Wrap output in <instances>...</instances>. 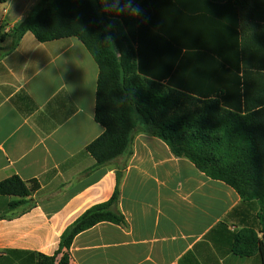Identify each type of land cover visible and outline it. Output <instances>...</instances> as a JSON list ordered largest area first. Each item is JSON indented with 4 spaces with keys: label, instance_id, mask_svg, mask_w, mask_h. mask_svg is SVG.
Returning a JSON list of instances; mask_svg holds the SVG:
<instances>
[{
    "label": "crops",
    "instance_id": "obj_1",
    "mask_svg": "<svg viewBox=\"0 0 264 264\" xmlns=\"http://www.w3.org/2000/svg\"><path fill=\"white\" fill-rule=\"evenodd\" d=\"M40 1L0 0V181L17 175L40 185L32 209H12L16 198L0 196V264L55 255L65 230L112 198L119 170L114 211L124 222L80 233L69 264H264L258 201H244L153 135L139 132L129 157L93 170L86 149L105 131L95 121L96 61L75 37L42 43L27 32L12 50L4 38ZM241 2L244 10L235 0H138L146 67L163 77L165 54L177 53L163 79L178 69V83L196 84L202 96L224 91L233 107L242 45L252 67L264 56V0Z\"/></svg>",
    "mask_w": 264,
    "mask_h": 264
},
{
    "label": "trees",
    "instance_id": "obj_2",
    "mask_svg": "<svg viewBox=\"0 0 264 264\" xmlns=\"http://www.w3.org/2000/svg\"><path fill=\"white\" fill-rule=\"evenodd\" d=\"M241 1L235 0V5L244 10L248 5ZM135 23L134 16L106 11L103 0H41L4 38L12 39V50L27 32L42 43L75 37L96 61L95 121L105 131L86 149L95 160L93 170L129 157L139 132L151 134L173 156L224 182L244 201H258L264 238V56L261 66L254 68L242 45L232 64L238 84L233 103L239 106L230 107L224 91L202 96L196 84L178 83V69L175 79H163L173 71L177 53L165 54L168 67L163 77L160 70L147 68ZM122 174L117 172V187L109 201L93 206L65 230L55 255L30 253L36 264H69L71 246L80 233L102 222H124L114 211ZM39 188L37 181L25 182L13 175L0 181V196L16 198L9 204L12 209H32L35 203L29 198ZM259 243L264 259V243Z\"/></svg>",
    "mask_w": 264,
    "mask_h": 264
},
{
    "label": "clouds",
    "instance_id": "obj_3",
    "mask_svg": "<svg viewBox=\"0 0 264 264\" xmlns=\"http://www.w3.org/2000/svg\"><path fill=\"white\" fill-rule=\"evenodd\" d=\"M103 2L106 5V11L115 14L138 16L141 11L135 6L138 0H103Z\"/></svg>",
    "mask_w": 264,
    "mask_h": 264
},
{
    "label": "built area",
    "instance_id": "obj_4",
    "mask_svg": "<svg viewBox=\"0 0 264 264\" xmlns=\"http://www.w3.org/2000/svg\"><path fill=\"white\" fill-rule=\"evenodd\" d=\"M1 22H2V21L0 20V28H1Z\"/></svg>",
    "mask_w": 264,
    "mask_h": 264
},
{
    "label": "water",
    "instance_id": "obj_5",
    "mask_svg": "<svg viewBox=\"0 0 264 264\" xmlns=\"http://www.w3.org/2000/svg\"><path fill=\"white\" fill-rule=\"evenodd\" d=\"M263 243H264V238H263Z\"/></svg>",
    "mask_w": 264,
    "mask_h": 264
}]
</instances>
